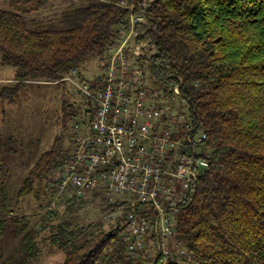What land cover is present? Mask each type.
<instances>
[{
	"label": "trees",
	"instance_id": "obj_1",
	"mask_svg": "<svg viewBox=\"0 0 264 264\" xmlns=\"http://www.w3.org/2000/svg\"><path fill=\"white\" fill-rule=\"evenodd\" d=\"M47 1L0 6V62L14 67L13 84L1 87L0 101H13L28 82H63L90 55L106 69L107 46L129 17L122 0H81L44 17L27 16ZM144 15L137 40L151 45V81L164 97L185 102L209 150V167L174 210L175 244L187 257L173 248L166 264H264V0H153ZM3 146L0 134V238L9 202ZM60 160L57 137L18 195L53 175ZM92 192L105 197L106 209L118 206L102 191ZM125 212L110 230L69 220L51 226L49 242L64 253L59 264H143L128 254L121 236ZM26 229L14 230L21 234L23 264L39 253Z\"/></svg>",
	"mask_w": 264,
	"mask_h": 264
},
{
	"label": "built area",
	"instance_id": "obj_2",
	"mask_svg": "<svg viewBox=\"0 0 264 264\" xmlns=\"http://www.w3.org/2000/svg\"><path fill=\"white\" fill-rule=\"evenodd\" d=\"M152 1L120 2L129 17L107 46L101 81L88 84L76 69L62 78L83 95L91 118L57 170L59 189L69 188L71 198L92 191L115 197L126 211L121 236L128 254L143 264H166L175 250L187 257L184 247L173 250L174 210L209 167V150L202 127L195 128L188 114L172 118L148 90L151 45L137 37Z\"/></svg>",
	"mask_w": 264,
	"mask_h": 264
},
{
	"label": "rangeland",
	"instance_id": "obj_3",
	"mask_svg": "<svg viewBox=\"0 0 264 264\" xmlns=\"http://www.w3.org/2000/svg\"><path fill=\"white\" fill-rule=\"evenodd\" d=\"M24 1L35 4L39 0H0V6L11 9ZM70 2L78 4L81 0H48L27 16L44 17ZM78 72L84 82L93 84L103 78L105 68L99 58L90 55L81 62ZM13 78L14 67L0 62V89L13 84ZM148 90L172 118L179 114L187 115L185 102L176 95L164 97L162 89L152 81L148 82ZM90 118L91 111L83 95L72 83L64 80L61 83L28 82L13 101H0V134L7 166L9 199L4 213L8 227L0 238V264H23L17 252L21 234L16 235L14 230L24 225L26 230H32L39 248L38 255L25 264L61 263L63 251L48 239L51 226L60 221L69 220L77 227L91 224L104 230L115 226L120 214L118 207L106 209L105 197L94 196L93 192L79 199L71 198L69 188L59 189L58 170L48 179H36L28 194L18 195L32 167L45 151L50 150L57 137L61 141V159L74 152L77 140L88 130ZM73 201L79 202L70 207ZM109 201H115V197ZM172 245L174 248L175 243Z\"/></svg>",
	"mask_w": 264,
	"mask_h": 264
}]
</instances>
